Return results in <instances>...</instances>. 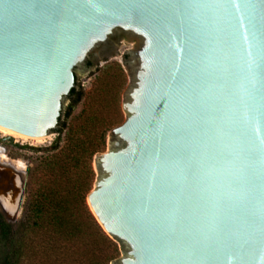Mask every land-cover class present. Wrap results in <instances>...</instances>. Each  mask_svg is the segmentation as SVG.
Listing matches in <instances>:
<instances>
[{
  "label": "water",
  "instance_id": "obj_1",
  "mask_svg": "<svg viewBox=\"0 0 264 264\" xmlns=\"http://www.w3.org/2000/svg\"><path fill=\"white\" fill-rule=\"evenodd\" d=\"M121 35L126 117L86 196L110 264H264V0H0V126L55 132L75 69Z\"/></svg>",
  "mask_w": 264,
  "mask_h": 264
},
{
  "label": "trees",
  "instance_id": "obj_2",
  "mask_svg": "<svg viewBox=\"0 0 264 264\" xmlns=\"http://www.w3.org/2000/svg\"><path fill=\"white\" fill-rule=\"evenodd\" d=\"M81 98L76 83L59 117L57 137L46 147L34 148L52 154L30 173L37 186L28 192L20 218L8 221L0 210V264H110L120 255L118 242L106 234L86 202L94 179L92 158L105 144L106 131L116 125L118 113L101 124L98 117L84 119L85 137L71 134L64 147L65 118ZM90 134L93 140L87 138Z\"/></svg>",
  "mask_w": 264,
  "mask_h": 264
},
{
  "label": "rangeland",
  "instance_id": "obj_3",
  "mask_svg": "<svg viewBox=\"0 0 264 264\" xmlns=\"http://www.w3.org/2000/svg\"><path fill=\"white\" fill-rule=\"evenodd\" d=\"M115 44L116 49L108 54H100L99 49H96L94 52L97 54V59L90 65L88 64L87 69H75L76 83L82 91V98L73 107L70 115L65 118L66 126L61 133L62 146L68 145V138L71 134L73 137H85L83 122L86 118L98 117V122L101 124L103 121L114 119L118 113V118L114 121L116 125L125 119L126 113L121 105L125 98L126 87L131 81L127 51L136 49L139 39L121 35L115 39ZM68 103L69 99H66L61 115L66 110ZM116 125L106 131L105 144L100 145L98 152L108 148L110 130ZM57 135L58 132L55 131L40 140H36L30 137L7 135L0 130V192L4 194L7 189L13 191L17 189L21 192L20 207L13 215L9 214L6 208L1 205L0 209L8 220L15 221L20 218L28 192L37 186L36 182L30 178V173H35L36 169L41 167V161L44 157L52 154L34 148L50 145ZM87 138L94 139L92 134L87 135ZM93 159L94 156L91 162L94 171L91 188L98 176L93 166Z\"/></svg>",
  "mask_w": 264,
  "mask_h": 264
},
{
  "label": "bare ground",
  "instance_id": "obj_4",
  "mask_svg": "<svg viewBox=\"0 0 264 264\" xmlns=\"http://www.w3.org/2000/svg\"><path fill=\"white\" fill-rule=\"evenodd\" d=\"M0 130L4 133V134H7V135H16L18 137H28V136H25V135H22V134H19V133H16L10 129H7L5 127H2L0 126ZM30 138H33V139H36V140H40L42 139L43 137H30Z\"/></svg>",
  "mask_w": 264,
  "mask_h": 264
},
{
  "label": "flooded vegetation",
  "instance_id": "obj_5",
  "mask_svg": "<svg viewBox=\"0 0 264 264\" xmlns=\"http://www.w3.org/2000/svg\"><path fill=\"white\" fill-rule=\"evenodd\" d=\"M89 63L91 64V62H90V61L88 62V64H89ZM15 186H16V185H15ZM16 188H17V187H16Z\"/></svg>",
  "mask_w": 264,
  "mask_h": 264
}]
</instances>
